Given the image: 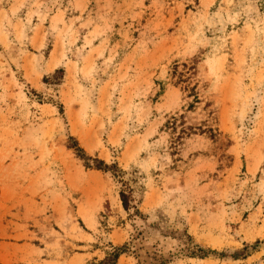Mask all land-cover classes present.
<instances>
[{"label": "rangeland", "instance_id": "obj_1", "mask_svg": "<svg viewBox=\"0 0 264 264\" xmlns=\"http://www.w3.org/2000/svg\"><path fill=\"white\" fill-rule=\"evenodd\" d=\"M124 244L264 264V0H0V264Z\"/></svg>", "mask_w": 264, "mask_h": 264}, {"label": "trees", "instance_id": "obj_2", "mask_svg": "<svg viewBox=\"0 0 264 264\" xmlns=\"http://www.w3.org/2000/svg\"><path fill=\"white\" fill-rule=\"evenodd\" d=\"M64 77V69L63 68H58L54 72V78L56 79L55 83H59L60 79ZM47 82H51V78L48 77ZM170 123V122H169ZM174 125V123H172ZM172 128H174L172 126ZM70 138H75L71 136ZM69 147L74 148L75 153L78 157L81 159L85 160V165L87 167L95 168L98 170H103L105 172H112L116 176H121L122 169L118 166L117 163L113 164H108L106 161L103 159L97 158V157H92L87 153V151L80 145V143L76 140L75 143L70 145ZM120 199L122 202V205L124 209L128 212L131 211L132 208L135 209V212L133 213L134 215H139L141 214V211H139L138 207L133 203L134 197H133V190L129 186H125V188H121L120 190ZM260 242V241H257ZM249 245H247L248 248ZM128 249L127 245H113L112 249L110 251L106 252V255L103 259L93 262L92 264H117L120 256L126 252ZM197 250H203L202 247L196 248ZM207 252V251H206ZM201 255V254H200ZM205 253L202 255L204 256Z\"/></svg>", "mask_w": 264, "mask_h": 264}]
</instances>
